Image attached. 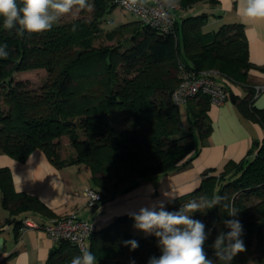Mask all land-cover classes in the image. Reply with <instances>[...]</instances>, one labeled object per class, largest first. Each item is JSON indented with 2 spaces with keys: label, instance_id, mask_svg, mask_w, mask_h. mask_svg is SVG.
<instances>
[{
  "label": "trees",
  "instance_id": "trees-1",
  "mask_svg": "<svg viewBox=\"0 0 264 264\" xmlns=\"http://www.w3.org/2000/svg\"><path fill=\"white\" fill-rule=\"evenodd\" d=\"M148 1V0H144ZM89 19L54 25L39 34L19 37L3 29L0 20V45L7 44L9 56L0 58V153L23 162L38 149L58 169L85 166L91 188L101 194L93 208L99 210L115 197L134 189L142 180L168 174L192 162L206 145L211 133L206 95L187 101L188 112L197 134L183 130L178 106L171 93L179 83L181 69L201 73L214 70L218 80L240 85L247 92L243 99L233 95V103L244 119L264 129V109L254 106L253 88L248 72L261 69L248 60V43L240 23L222 24L216 31H204L209 21L206 11L177 16L199 3L214 6L218 0H179L172 10L171 31L162 32L139 19L103 31L106 16L116 7V0H89ZM212 16L214 14L212 13ZM103 37L111 45L95 46ZM44 70L46 80L33 89L22 72ZM120 114L127 127L118 130L114 123ZM68 137L74 155L59 156V138ZM203 172L199 185L165 207L176 211L189 201L214 194L227 197L238 211L243 225L246 251L230 264H250L256 251V264H264V141L253 146L239 161H228L221 172ZM0 194L3 208L14 223L31 219L39 224L58 218L37 197L16 192L11 172L0 168ZM192 218L211 230L204 248L216 261L211 247L220 231L227 232L222 221L232 219L223 208L202 209ZM85 220V219H84ZM132 215L115 218L97 228L85 248L97 264H148L161 250L154 235L137 237L131 232ZM1 227V224H0ZM135 240L132 249L125 241ZM81 250L67 240L55 242L46 264H70ZM216 264H224L216 261Z\"/></svg>",
  "mask_w": 264,
  "mask_h": 264
},
{
  "label": "crops",
  "instance_id": "crops-1",
  "mask_svg": "<svg viewBox=\"0 0 264 264\" xmlns=\"http://www.w3.org/2000/svg\"><path fill=\"white\" fill-rule=\"evenodd\" d=\"M202 4L185 9L180 16L199 13L209 8V13L214 14V25L242 24L248 43L249 62L264 68V20L243 18L236 10V0H218L214 6ZM203 30L207 32L206 26ZM251 77L264 78V70L251 69L247 78L252 88L264 85L251 83ZM228 85L231 93L239 99L247 95L242 86L230 82ZM253 104L258 109H264V95L255 99ZM208 117L213 128L206 145L190 164L151 180H142L134 189L115 197L96 211L88 207L86 200L81 196L83 189L92 187L90 173L85 166L73 165L58 169L41 150L36 149L23 162L0 153V168L7 167L10 170L16 192L37 197L56 217L75 212L82 219L94 220L99 228L117 217L137 213L142 207H152L161 202L166 207L181 195L194 190L205 170L213 169V174H218L228 161H239L245 157L255 138H258L257 144L264 141V129L250 120L243 123L235 104L230 100L222 106L211 104ZM50 220L45 219L40 223L47 224ZM8 221V214L5 220L0 221V264H46L49 251L55 243L42 229L15 230L14 223ZM134 223L132 218L133 235L140 238L149 236L137 230Z\"/></svg>",
  "mask_w": 264,
  "mask_h": 264
},
{
  "label": "clouds",
  "instance_id": "clouds-1",
  "mask_svg": "<svg viewBox=\"0 0 264 264\" xmlns=\"http://www.w3.org/2000/svg\"><path fill=\"white\" fill-rule=\"evenodd\" d=\"M121 3L126 7L135 6L144 0H121ZM162 3L168 10L179 6V0H162ZM91 8L89 0H0V20L4 30H14L17 36L23 37L25 33L39 34L51 30L63 16ZM236 10L245 19L264 20V0H236ZM8 56L7 44L0 45V58L7 59ZM226 200L227 197L214 194L210 199L200 197L189 201L176 211L165 210L161 202L142 207L132 214L134 227L158 240L161 255L150 257L148 264H216V261L230 264L236 255L245 252L246 246L241 238L243 225L235 219L239 211ZM215 207L223 208L232 219L222 221L228 231H220L211 245L216 256L213 261L204 248L211 230L203 221L192 218V214ZM124 243L131 245L133 250L139 246L135 240ZM70 264H97V259L85 248L72 258Z\"/></svg>",
  "mask_w": 264,
  "mask_h": 264
},
{
  "label": "built area",
  "instance_id": "built-area-1",
  "mask_svg": "<svg viewBox=\"0 0 264 264\" xmlns=\"http://www.w3.org/2000/svg\"><path fill=\"white\" fill-rule=\"evenodd\" d=\"M117 7L128 12L145 24L162 32H169L174 23L172 10H168L161 0H148L142 4L125 6L121 0H116ZM213 76H218L214 70L194 73L181 69L179 73V83L171 93L173 104L179 106L186 104L188 100L198 95L209 97L210 103L215 106H222L229 99V92L226 90V80H218ZM264 95V85L253 88V100ZM86 199L87 206H93L100 201L101 194L93 188H87L82 192ZM95 227L94 220H84L75 212L51 219L47 224H39L31 219L22 221V228L42 229L44 233L55 243L59 240H67L75 244L80 250L85 249L86 242Z\"/></svg>",
  "mask_w": 264,
  "mask_h": 264
},
{
  "label": "rangeland",
  "instance_id": "rangeland-1",
  "mask_svg": "<svg viewBox=\"0 0 264 264\" xmlns=\"http://www.w3.org/2000/svg\"><path fill=\"white\" fill-rule=\"evenodd\" d=\"M162 1V0H161ZM204 4V3H203ZM202 4V5H203ZM205 7V6H204ZM206 8V7H205ZM184 12L185 10H179L176 15L180 16L181 12ZM204 11H206V13H208L209 16V22L210 24L206 25V30L207 31H216L219 26H221V23H217V24H213L214 21V17L212 16L209 10V8H207V10L204 9ZM91 16V9L88 10H82V11H73L71 14L65 15L63 16L60 20L57 21V24H62L65 22H69L72 20H75L77 18L80 17H85L86 19H89ZM107 22H105V24L102 25V29L103 31H110L113 28H115L116 26H118L119 24H122L124 22H128V21H135L137 20V17H135L134 15L125 12L123 9L116 7L111 13H109L106 16ZM112 42L107 41L104 37L103 34L101 36H99V38L97 40H95L94 45L95 46H105V45H111ZM46 72L44 70H39V71H31V72H22L19 73L17 75L18 78L21 79H25L29 82V85L33 88V89H38L43 82L46 80ZM251 83H261L264 84V78L260 79L258 77H251ZM259 86V85H258ZM237 112L240 114L239 110L236 107ZM178 112H179V118H180V122L182 124L183 130L186 132H192L194 134H197V130L194 127L193 123H192V119H191V115L188 112V105L187 104H180L178 106ZM124 117L123 114H120L116 119V122L114 123V126L118 129V130H122L124 128L127 127V123L122 121V118ZM240 117L243 119V123H246L247 119H244L241 114ZM209 118V117H208ZM209 124L211 126V130L213 128V124L212 121L209 119ZM258 138H255L254 141H252L251 145L252 147L254 146V143L257 142ZM260 140V139H259ZM207 143V141H206ZM59 144V156L62 159L68 158L70 156L74 155V149L70 144V141L68 139V137L66 136H62L59 138L58 141ZM90 186H91V182H90ZM89 188V187H88ZM87 189V188H85ZM83 189L81 191V196L84 198V196L82 195V192L85 190ZM85 199V198H84ZM86 200V199H85ZM87 204V202H86ZM5 218H7V211L3 208L2 205V196L0 194V221L5 220ZM258 257V254L256 253V251L254 250V252L250 255V264H256V259Z\"/></svg>",
  "mask_w": 264,
  "mask_h": 264
},
{
  "label": "water",
  "instance_id": "water-1",
  "mask_svg": "<svg viewBox=\"0 0 264 264\" xmlns=\"http://www.w3.org/2000/svg\"><path fill=\"white\" fill-rule=\"evenodd\" d=\"M229 99H230L231 102L234 101V97H233V94L232 93L229 94ZM256 145H257V142L254 143V146H256Z\"/></svg>",
  "mask_w": 264,
  "mask_h": 264
}]
</instances>
